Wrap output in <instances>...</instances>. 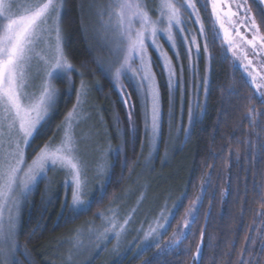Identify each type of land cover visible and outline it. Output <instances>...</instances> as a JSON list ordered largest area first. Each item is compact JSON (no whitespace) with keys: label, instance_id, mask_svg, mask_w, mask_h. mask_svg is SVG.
<instances>
[{"label":"snow or ice","instance_id":"obj_1","mask_svg":"<svg viewBox=\"0 0 264 264\" xmlns=\"http://www.w3.org/2000/svg\"><path fill=\"white\" fill-rule=\"evenodd\" d=\"M198 3L200 7L197 6ZM253 4L258 5L255 13ZM14 7L13 0H0V258L4 264H18L15 253L19 250V245L16 242L17 232L12 209L18 208L20 199L26 198L32 187L45 178L48 171L59 167L72 176L70 187L74 209L87 203L80 198L81 187L85 183L82 179L85 176V166L73 136V125L87 94L83 81L76 92V103L59 126L63 132L59 143L45 144L30 164L26 161V150L41 133L58 106L60 93L52 81H66L71 88L73 73L77 72L65 54L62 43L63 0H37L25 9L24 14L19 15L13 12ZM209 7L210 17L214 18L213 40H220L225 52L232 53L234 63L237 62V53L233 51V47L239 42L238 46L243 51L239 60L246 76L245 83L253 89V95L248 99L258 100L264 105V0H251V3L250 0H160L155 19L142 0H113L109 6V20L114 21V31L117 34V58L109 63L107 71L111 73V78L116 84L120 83L121 77L135 83L144 101L146 128L150 119L153 140L159 135L163 112L160 86L152 70L153 61L148 48L152 47L158 53L162 69L167 74L166 86L169 89L171 109V97L174 90L179 88L180 80L176 78V66L159 41L164 38L179 59V53L175 51L179 35L182 37V44L194 46L195 54L199 56L200 45L196 37L185 35L189 29L184 13L190 10L189 14L195 16L193 22L200 26L201 36H205L200 8L207 10ZM217 23L219 27H216ZM249 33L251 39L247 38ZM41 46L44 55L37 52ZM191 46L187 50L190 61L193 55ZM204 52L208 53L207 43L204 44ZM249 56L252 58L249 59ZM208 58L212 59L210 54ZM34 61L42 65L36 72H33ZM98 69L104 71L99 62ZM180 70L182 73V65ZM37 78H41L38 92L31 90L37 87ZM201 83L207 95L208 77L205 76ZM195 107L200 108L199 103ZM257 116H264V112L257 113L254 107H250L247 119L254 129H259L256 132V150L264 154V143L259 142L260 131L264 129L260 128L261 121L257 120ZM131 117L132 113L129 112L130 123ZM188 117L190 126L198 122L191 105ZM184 131L187 135V130ZM249 147L252 149L251 143ZM200 204L201 198L197 197L187 209L182 226L173 234L170 242L172 247H178L190 235ZM5 209L9 211L7 229L4 228L3 220ZM261 209L257 215L264 220V203L261 204ZM128 222L126 219L124 223ZM166 224H169L168 217H164V224H158L156 229L146 233V238L152 232L159 234V230H163ZM115 227L113 222V228ZM120 227L123 231V225ZM115 235L119 236L120 233L116 232ZM203 236L202 232V242ZM150 246L156 247L158 252L145 261V264H160L159 256L167 249L161 248L159 242ZM201 252L202 243L197 245L192 256L194 264L201 259ZM140 255L143 256L144 251H141ZM239 264H264V244L259 245L258 251L245 249Z\"/></svg>","mask_w":264,"mask_h":264},{"label":"rangeland","instance_id":"obj_2","mask_svg":"<svg viewBox=\"0 0 264 264\" xmlns=\"http://www.w3.org/2000/svg\"><path fill=\"white\" fill-rule=\"evenodd\" d=\"M15 7L13 12L24 14L25 9L35 4L37 0H13ZM153 19L157 16V8L160 0H142ZM223 2V0H222ZM113 0H80L82 12V26L85 39L92 54V59L98 69V62L104 68V71L98 69L103 77L107 78L113 91L116 93L120 108L123 112V118L120 116V109L114 102L112 109L106 101L107 97L101 91V82L88 81L84 79V74L77 69L73 73L72 85L59 79L53 80V86L61 93L60 87L64 88L67 95H75L81 87L83 81L86 86L87 94L83 98L79 115L73 125V136L77 142L80 158L85 166V176L82 177L85 183L82 184L80 198L87 203L78 209L72 207V176L66 170H50L45 178H42L32 187L26 198H21L18 208L12 209L16 225V242L19 250L15 253V260L18 264H36L28 251L19 241L20 230L23 223V214L28 204L33 203V197L42 185L43 187V205H48L57 201L60 196L61 205L64 213L78 216L89 212L96 196L100 199L104 196V191L111 180V168L117 157L125 155V138L128 132L131 142L141 139V153L138 159L136 172L129 173L130 182L123 192L108 206L104 211L97 212L92 218L80 221L75 224L64 235L57 238L51 243V261L52 264H95L100 261L101 264H111L116 260L122 261L126 257L138 259L141 257L140 252L149 249L151 244L161 243L163 236L168 232L173 217L181 205L185 193L183 178L190 164V150L185 148L189 142L195 125L200 122L204 115L208 103L209 91L211 86L212 71V53L204 19L200 13L201 20L205 28V36H201L199 25L194 23L195 16H191L190 10L184 13V19L189 29L185 35L196 37L200 45L199 56L195 54V47L190 44H182V37L177 35L176 52L179 53L177 59L174 51L164 38L160 39V44L165 52L172 59L176 66V78L180 80L179 88L175 89L170 109V96L167 85V74L163 71L158 53L152 47L148 48L149 55L153 61V72L156 74V81L159 84L161 94V108L163 117L160 123L158 137L153 140L151 132L150 119L146 128L144 115V101L137 91L134 82L121 77L119 84L114 83L111 73L107 71L109 63L116 60V40L117 34L114 31V21L109 20V6ZM198 6V5H197ZM66 8V1L63 0V12L61 17L62 43L64 52L66 51V33L63 26V14ZM211 13V8H208ZM212 23H213V19ZM216 27H219L218 23ZM227 27V25H226ZM243 32V28L241 29ZM235 36V33L232 32ZM251 39V34L247 36ZM207 43L208 53L204 52V44ZM239 42L234 45L233 51L237 53L236 63L231 52V57L235 69L243 72L240 66L239 57L243 54L242 49L238 46ZM193 47L191 61L188 58V47ZM226 47V45H225ZM37 52L44 55L43 46L37 49ZM68 56V55H67ZM252 57L249 56V59ZM246 63V61H243ZM182 65V73L180 66ZM37 61L33 62V72L41 69ZM245 75V74H244ZM209 79V90L205 94L201 81ZM246 77V76H245ZM41 78L35 80L36 88L32 91L38 92V86ZM166 88L168 103L165 107L163 104L162 87ZM126 93V95H125ZM127 101L128 103H125ZM74 103V104H75ZM199 103L200 108L195 105ZM193 107L197 117V123L190 126L188 110L189 106ZM137 106L139 108V118L137 117ZM72 109V108H71ZM70 109V110H71ZM69 110V111H70ZM68 111V112H69ZM67 112V113H68ZM132 113L131 123L128 114ZM66 113V114H67ZM54 114V113H53ZM52 114V116H53ZM44 126L41 133L34 138L30 147L26 150V161L31 163L32 159L45 144L59 143L63 132L59 126L53 129L51 134L45 138L42 144L38 140L40 136L45 135L50 128L51 119ZM66 116V115H65ZM187 130V135L185 131ZM139 138V139H138ZM117 143V144H116ZM179 189V192L177 193ZM19 190H17L18 194ZM205 187L201 188L198 197L203 201ZM180 194V195H178ZM175 206V207H174ZM201 204L198 206V212ZM171 213V216H169ZM198 216V215H197ZM164 217L169 218V224L165 225L163 230L152 232L151 235L145 236L151 229H156L158 224H164ZM9 211L3 212L4 228L7 229ZM128 223L125 224V220ZM113 222L116 227L113 228ZM183 222V221H182ZM182 222L171 233L168 241L161 248H166L165 254L177 250L178 247H172L171 241L173 234L178 232ZM123 225V231H121ZM193 225V224H192ZM120 235L116 236L115 233ZM0 264H4L0 258ZM144 264V263H142Z\"/></svg>","mask_w":264,"mask_h":264},{"label":"trees","instance_id":"obj_3","mask_svg":"<svg viewBox=\"0 0 264 264\" xmlns=\"http://www.w3.org/2000/svg\"><path fill=\"white\" fill-rule=\"evenodd\" d=\"M65 1L63 26L68 58L84 74V79L101 82V91L108 99L106 102L109 109L110 106L112 109L115 102L123 118L116 93L92 59L83 32L80 0ZM252 7L255 13L258 5L253 4ZM200 13L207 28L213 56L211 86L205 115L195 125L192 136L185 145L190 150V164L183 178L185 190L177 191L185 193L181 203L183 206L178 207L168 232L159 243L160 247L164 246L174 229L183 221L187 209L197 199L202 187H205V192L190 235L177 250L161 254L160 264H194L192 256L201 243V259L197 264H239L245 249L258 251L259 245L264 244V220L257 215L264 203V154L256 150V132L259 129H254L247 119L250 107L260 113L264 112V105L258 100L248 99L253 95V89L246 85L243 72L234 68L221 41L213 40V23L209 10L200 8ZM60 89V99L50 128L36 140L42 144L75 103V95L69 96L63 87ZM162 93L166 107L168 97L164 86ZM136 111L139 118L138 106ZM257 120L261 121L260 128L264 129V116H257ZM259 142L264 143V131H260ZM250 143L252 149L249 147ZM140 153L141 139L131 142L126 132L125 155L114 161L111 180L105 188L104 196L100 199L96 196L86 214L72 216L66 211L64 213L60 196L54 203L44 206L43 187L39 186L32 198L33 203L25 208L19 235L20 243L36 264H52L51 243L78 222L92 218L94 214L110 206L130 182L127 179L129 173L136 172ZM157 252L156 247H150L138 259L126 257L111 264H145ZM95 264L101 263L98 261Z\"/></svg>","mask_w":264,"mask_h":264}]
</instances>
